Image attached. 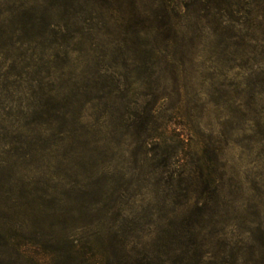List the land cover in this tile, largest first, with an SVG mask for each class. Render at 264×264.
Here are the masks:
<instances>
[{
    "label": "rangeland",
    "instance_id": "obj_1",
    "mask_svg": "<svg viewBox=\"0 0 264 264\" xmlns=\"http://www.w3.org/2000/svg\"><path fill=\"white\" fill-rule=\"evenodd\" d=\"M198 216L264 264V0H0V264L45 236L132 262Z\"/></svg>",
    "mask_w": 264,
    "mask_h": 264
},
{
    "label": "trees",
    "instance_id": "obj_2",
    "mask_svg": "<svg viewBox=\"0 0 264 264\" xmlns=\"http://www.w3.org/2000/svg\"><path fill=\"white\" fill-rule=\"evenodd\" d=\"M48 100H53V98L49 97L45 100L42 105L46 106L45 110L43 109L41 112V117H45L47 121V126H49L48 132H53L57 125H60L61 122L59 119L58 112L59 110L54 106L53 108H49L47 102ZM53 106V105H51ZM59 123H58V122ZM41 126V125H40ZM42 127V126H41ZM153 127L152 120L144 126L143 133L145 134V142L155 140V142H164L163 133L156 134V136H151L150 130ZM143 142V143H145ZM160 143L154 144L153 151H160ZM152 152V150H149ZM163 161L166 162V159L170 158V152L168 149L161 150ZM158 153L154 154L156 157ZM212 180H207V189L211 184ZM215 197L214 199L205 198L203 200L200 199L199 205L202 206L201 212L202 215L208 210L209 203L218 207L219 197L216 195L217 192H212ZM206 201V202H204ZM201 217L198 216V219L190 217L186 220H183L180 224H178V228L180 231L175 232H165V235L159 237L161 241L160 244H156L158 248L156 250H148L142 251L138 253L140 257L135 259L132 262H119L118 260H111L110 258L105 256V251L100 252L98 254L96 250H101V245L98 244L97 240H88L81 246H76L73 242H68V253L65 256H62L57 253V247H54L58 240H56L53 236H45L41 238L43 241L41 245L43 248L47 247L52 248V252L49 253V261L46 260H37L36 258L32 259L33 263L38 264H227L225 261H218V256L215 253H211L209 251L210 247V234H206L208 232H199L194 230L195 227H199V223L202 221ZM174 225V224H173ZM165 242V243H163ZM39 244L38 242L36 243ZM27 252H24V255H28ZM60 253V251H59ZM23 254V253H22ZM63 257V259H61ZM235 257V256H234ZM29 258V257H28ZM205 260H208L207 262ZM35 263V264H36ZM230 264H236L234 261ZM263 264V263H259Z\"/></svg>",
    "mask_w": 264,
    "mask_h": 264
}]
</instances>
